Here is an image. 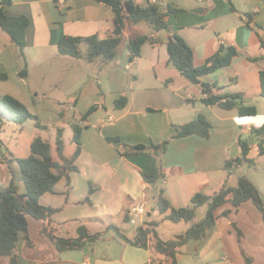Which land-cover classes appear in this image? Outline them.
I'll list each match as a JSON object with an SVG mask.
<instances>
[{
  "label": "crops",
  "instance_id": "1",
  "mask_svg": "<svg viewBox=\"0 0 264 264\" xmlns=\"http://www.w3.org/2000/svg\"><path fill=\"white\" fill-rule=\"evenodd\" d=\"M149 1L153 0H135L142 5ZM157 1L183 9L168 17L171 32H157L149 25L143 31L145 23L127 24L117 54L110 61L115 62L116 68L124 66L130 72L127 76L119 74L108 78L111 72L103 73L102 70L105 63L109 66L111 62L105 61L99 70L100 76L103 73L101 90L104 93L99 88L81 93L74 103V109L78 108L80 112L78 123L82 126V151L76 160L79 170L71 173L69 191L67 179L63 177L54 191L46 192L40 198L43 205L59 209L51 222V229L58 236L76 237L80 225L87 226L91 233L100 232L102 236L113 229L120 239L121 258L95 260L94 255H90V249L94 251L91 245L59 252L52 240L42 235L44 221L30 216L29 234L33 245H28L23 237L19 238L18 264H82L87 259L88 264H164L151 248L128 242L148 226L147 221L158 222L156 230L165 240L175 239L190 227L186 221L184 225L181 224L183 221L167 223L168 220L160 215L156 202L161 188L165 189L172 205L182 207L185 200L191 201L199 191L214 194L224 184L230 185L225 164L242 155L240 138L244 139L252 128H258L249 120L254 116H241L238 108L205 104L202 87L190 82L170 63L168 43L173 33L181 35L194 49L196 66L203 65L221 45L236 47L240 54L232 64L203 80L223 86V93L239 92L244 97L246 89L241 86L242 80L246 74L258 70L252 64L254 61L247 57H262L257 62L264 61V40L258 32L264 27V5L261 4L264 0ZM9 14L29 17L25 54L40 65L58 56V41L63 34H97L106 38L113 35L115 25L112 7L98 0H13ZM2 31L0 29V35L6 38V44H14ZM144 33L159 42L145 43L141 55L131 61L128 41ZM252 49L256 50L254 54ZM241 58L245 62L236 65ZM259 65L260 69L264 68ZM22 74L27 75L26 72ZM96 77L99 79V75ZM222 89L218 91L222 93ZM122 95L127 96V103L125 107L117 108L115 101ZM95 104L97 109L82 120V115ZM200 113L212 123L209 138L196 134L171 138L174 125L190 122ZM109 137H118L122 143L132 145L157 144L171 138L161 158L165 177L148 186L142 172L158 174V158L146 150L123 155V147L109 141ZM15 158L20 157L12 155L8 160ZM11 178L10 168L7 175L0 177V186L7 187ZM19 190L23 191L21 184ZM87 197L90 202L84 201ZM142 204L145 211L133 223L134 209ZM116 216L123 225L118 223ZM243 252L252 259L251 263L247 262ZM176 256L179 264H264L262 212L253 201L244 202L231 217L221 218L203 243L189 241ZM3 264L9 263L4 261Z\"/></svg>",
  "mask_w": 264,
  "mask_h": 264
},
{
  "label": "trees",
  "instance_id": "2",
  "mask_svg": "<svg viewBox=\"0 0 264 264\" xmlns=\"http://www.w3.org/2000/svg\"><path fill=\"white\" fill-rule=\"evenodd\" d=\"M103 2L115 12L113 35L100 38L97 34L87 36L63 34L58 41V51L61 55L72 57L84 56L90 61L102 58L104 61L113 60L117 54L122 41V34L128 23L139 24L146 23L154 31L171 32L168 17L172 14H178L183 9L173 4L162 5L149 1L146 5L138 4L135 0H98ZM13 0H0V28L6 31L12 42L20 48L22 53L26 47V28L30 23L27 15H10L9 7ZM157 44L159 41L151 35L144 33L132 37L128 41L130 59L133 61L141 55L142 47L145 43ZM83 46L86 47L84 53ZM264 47V42H263ZM169 61L182 75L190 82L202 87L205 97L202 101L207 105H219L225 109L238 108L241 116L257 115L255 106L244 104L242 93H220L222 89L218 83H209L203 80V77L230 66L236 56L240 54L234 46L221 45L216 53L207 58L201 66L194 63V49L179 34L173 33L172 40L168 43ZM252 61H259L262 57H247ZM26 72V70H25ZM260 77V95L264 97V68L259 71ZM8 74L1 70L0 79L6 80ZM127 96L122 95L115 101L117 108L125 107ZM98 107L97 104L91 106L89 110L82 115V120ZM4 118L23 123L27 119H37V116L30 112L26 105L10 94H0V131L3 127ZM38 127L45 128L37 122ZM74 136L72 142L75 149L70 156L64 154L65 143L63 140V129L58 130L56 140V152L58 158L52 154V144L50 141L40 136L35 137L31 142V154L27 157L15 158L19 164V171H13L10 184L7 187L0 186V264L7 261L9 264H18L17 243L20 237H23L26 243L33 245L29 234V217L43 220L45 225L42 229V235L49 237L59 252L66 250L83 249L89 242L100 238L103 234L91 233L85 225L78 227V236L62 237L58 236L51 229L52 216L59 209L43 205L40 201L41 196L49 191H54L58 181L65 177L67 179L68 191L71 186V173L78 171L76 160L82 151V126L76 123L74 126ZM175 131L173 138L184 137L188 135H201L209 138L211 136L212 123L203 114H198L193 120L185 124L174 125ZM252 132L257 135H264V125L258 128H252ZM170 139L160 143L150 144H127L122 143L118 137H109V141L119 143L123 147L122 154L129 155L148 151L155 155L160 164L158 174H150L143 171L142 176L148 186L154 185L160 178L165 177L161 167L162 155L167 151ZM122 143V144H121ZM242 155L227 160L225 168L228 171L237 168L244 162H248L251 145L249 140L240 138ZM261 146V154H264V147ZM14 161V160H13ZM20 182L24 189L19 190ZM253 201L260 209L264 220V196L259 188L247 177H239L236 186L224 184V186L214 194H207L204 191L195 193L191 198V205L176 207L165 195V189L161 188L157 197V208L160 215L165 220L173 223L186 221L190 227L175 239L165 240L161 238L156 230L157 221H147V227L138 231L134 239L128 240L133 245L151 248L164 264H179L177 261V252L189 241L203 243L210 233L217 226L223 217H231L235 209H238L244 202ZM85 202H90L87 197ZM230 204L229 207L226 205ZM206 208L205 213L200 219H196L201 208ZM116 227V226H113ZM117 228V227H116ZM241 231L239 237L241 238ZM244 256L248 263L252 259Z\"/></svg>",
  "mask_w": 264,
  "mask_h": 264
},
{
  "label": "rangeland",
  "instance_id": "3",
  "mask_svg": "<svg viewBox=\"0 0 264 264\" xmlns=\"http://www.w3.org/2000/svg\"><path fill=\"white\" fill-rule=\"evenodd\" d=\"M145 24L142 25L143 31L148 29V25ZM2 32V34L9 36L6 31L3 30ZM258 32L264 40V27H260ZM6 43V38L0 35V61L2 63L0 66L1 70L8 74L6 80L0 79V94H10L22 101L28 110L37 116V119H27L23 123H18L4 118L3 127L0 131V177L4 174L7 175L10 168L13 171H19L18 162L10 161L8 157L10 158L12 155L29 156L31 154V142L37 136L50 141L52 154L58 158L56 140L58 130L61 128L65 143L64 154L70 156L75 149V144L72 142L73 126L78 123L80 117L79 109H74V103L79 99L81 93L90 91V88H93V91L95 88L102 91L104 85L102 75L105 71L111 72L108 78L111 75L118 76L119 74L122 75L121 77L123 74L127 76L130 72L124 66L116 68L115 62L112 63V61H109L111 62L109 66H106L107 63L104 66L105 61L102 58L90 61L84 56L77 58L59 55V53L47 63L40 65L33 63L27 53L25 54V50L22 53L15 44ZM83 49L85 53L86 47L83 46ZM255 51L252 49L251 53L254 54ZM238 62H245V59H238L236 65ZM256 62L254 61L252 64L258 67L257 72L253 71L246 74L241 86L246 89L244 104L257 108V115L249 120L253 126L261 127L264 125V97L260 95L259 69L261 67L259 64L264 67V61ZM101 67L103 73L100 76ZM25 70L27 75L22 74ZM96 75H99V79ZM222 91L224 90L222 89ZM212 117L214 119L213 115ZM37 122L46 127H38ZM243 138L250 141L249 161L229 172V184L236 186L239 177L245 176L259 188L264 196V154H261L260 146L262 144L264 147V135L258 136L256 133L250 132L245 134ZM20 184L24 189L23 183L20 182ZM189 205H191V201L185 200L183 206ZM205 210L206 208L202 207L196 219H200ZM115 219L120 225H123V222L118 220L119 217L116 216ZM166 222L169 223V221ZM181 224L184 225L186 222L183 221ZM119 241L117 232L110 229L105 232L104 236L89 242L87 246L94 247V251L90 249V255H94L95 260L104 257L105 261H113V259L121 258L122 248Z\"/></svg>",
  "mask_w": 264,
  "mask_h": 264
},
{
  "label": "built area",
  "instance_id": "4",
  "mask_svg": "<svg viewBox=\"0 0 264 264\" xmlns=\"http://www.w3.org/2000/svg\"><path fill=\"white\" fill-rule=\"evenodd\" d=\"M152 2L153 3H158L157 0H153ZM144 211H145V206L143 204L140 205V206H138V207H135V209H134V218H133L132 222L133 223H136L138 216H140L141 214H143ZM88 260L89 259L85 260L82 264H88Z\"/></svg>",
  "mask_w": 264,
  "mask_h": 264
}]
</instances>
